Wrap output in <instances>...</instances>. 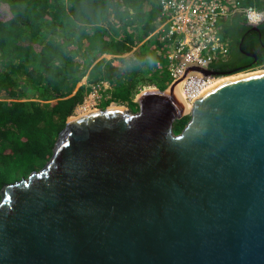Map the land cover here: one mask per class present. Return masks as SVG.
Returning a JSON list of instances; mask_svg holds the SVG:
<instances>
[{
    "label": "water",
    "instance_id": "1",
    "mask_svg": "<svg viewBox=\"0 0 264 264\" xmlns=\"http://www.w3.org/2000/svg\"><path fill=\"white\" fill-rule=\"evenodd\" d=\"M177 85L67 118L45 165L0 190V264H264V71L189 112Z\"/></svg>",
    "mask_w": 264,
    "mask_h": 264
},
{
    "label": "trees",
    "instance_id": "2",
    "mask_svg": "<svg viewBox=\"0 0 264 264\" xmlns=\"http://www.w3.org/2000/svg\"><path fill=\"white\" fill-rule=\"evenodd\" d=\"M158 1L0 0V190L45 165L67 118L94 86L109 85L99 90L101 108L125 103L133 112L141 89L168 86L170 47L154 35ZM241 6L264 11V0ZM222 33L230 51L210 66L217 76L264 64V21L253 29L236 13L223 21ZM234 55L249 64H232ZM188 120L175 121L173 132Z\"/></svg>",
    "mask_w": 264,
    "mask_h": 264
},
{
    "label": "built area",
    "instance_id": "3",
    "mask_svg": "<svg viewBox=\"0 0 264 264\" xmlns=\"http://www.w3.org/2000/svg\"><path fill=\"white\" fill-rule=\"evenodd\" d=\"M243 1H158L161 20L154 35L166 41L170 47L165 64L168 85L175 81L182 82L181 91L191 108L193 99L205 90L203 88L209 81L220 76H205L197 71L186 74V69L192 66L210 69L214 63L228 58L230 42L222 33L223 21L236 13L249 26H258L264 21V11L253 6L243 7ZM157 66H160L159 62Z\"/></svg>",
    "mask_w": 264,
    "mask_h": 264
},
{
    "label": "rangeland",
    "instance_id": "4",
    "mask_svg": "<svg viewBox=\"0 0 264 264\" xmlns=\"http://www.w3.org/2000/svg\"><path fill=\"white\" fill-rule=\"evenodd\" d=\"M104 57H105L106 59H109V58H111V55H109V54H105ZM113 64H114V65H120V62L116 60V61L113 62ZM260 70H264V64H263V65H260V66H257V67H255V68L249 69V70H247V71L240 72V73H244V74L246 73V74H247V72L260 71ZM240 73H239V74H240ZM235 75H236V74H235ZM228 76H229V75H228ZM228 76H220V77H217V78H215V79L222 78V77H228ZM165 81H166V79L163 80V82H165ZM85 82H86V78L83 79V81H82L81 83H85ZM168 83H169V80H167V81L165 82L164 85H167ZM108 86H109V85H108L107 83L100 84V85H98V86H94L92 92L89 93L88 95H86L85 98H84V100H83V103H82L81 105L77 106L76 108L82 106L85 102H89L88 104H90V105L87 104V107H86V108H88V107L90 106L89 108H90L91 110H94V109H101V107H100V105H99V104H100V99H101V94H100V92H98V91L100 90L101 87H103V88H107ZM146 88H148V87H146ZM146 88H145V89H146ZM136 96H137V94L135 95L133 101H135ZM109 105H110V106H111V105H112V106H120V107H122V108L129 109V107H128L127 104H125V103H124V104H120V103L111 102ZM76 108H75V109H76ZM89 108H88V109H89ZM72 116H76L75 110H74Z\"/></svg>",
    "mask_w": 264,
    "mask_h": 264
},
{
    "label": "bare ground",
    "instance_id": "5",
    "mask_svg": "<svg viewBox=\"0 0 264 264\" xmlns=\"http://www.w3.org/2000/svg\"><path fill=\"white\" fill-rule=\"evenodd\" d=\"M261 71H264V70L247 72V74L261 72ZM247 74L246 73L245 74L244 73H240V74L239 73H236V75L233 74V75H229L228 77H222V78H218V79L213 78V79H211L209 81V83L207 84V86L203 88V90L206 89V88H208V87H210V86H212V85H214V84H216V83H218V82H221V81H224V80H227V79H231V78H235V77H239V76H243V75H247ZM181 84H182V82H178V85H177V87H179L180 89H181ZM88 103L89 102H85L82 106H80V107H78V108L75 109L76 116H79V115L85 114L87 112L93 111V110H91L89 108L90 106L88 107L89 109L86 108ZM88 105H90V104H88ZM187 105H188L187 112H189L190 109H191V104L190 103H187ZM112 107H114V106H112Z\"/></svg>",
    "mask_w": 264,
    "mask_h": 264
},
{
    "label": "flooded vegetation",
    "instance_id": "6",
    "mask_svg": "<svg viewBox=\"0 0 264 264\" xmlns=\"http://www.w3.org/2000/svg\"><path fill=\"white\" fill-rule=\"evenodd\" d=\"M241 40H242V38H241ZM236 41H238V39H236ZM249 57L250 56H252L253 55V53H251V52H245ZM252 57H254V56H252ZM254 61V60H253ZM231 63L232 64H241V65H239V66H243V65H247V64H249V63H243V59H242V57H240L239 55H234L233 57H232V60H231ZM255 68V67H254ZM212 70V69H211ZM213 71V70H212Z\"/></svg>",
    "mask_w": 264,
    "mask_h": 264
}]
</instances>
